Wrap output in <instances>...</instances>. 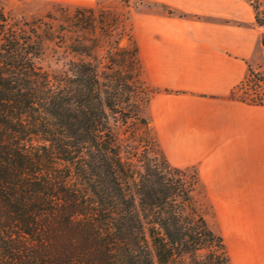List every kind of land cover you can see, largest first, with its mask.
<instances>
[{"label": "trees", "instance_id": "1", "mask_svg": "<svg viewBox=\"0 0 264 264\" xmlns=\"http://www.w3.org/2000/svg\"><path fill=\"white\" fill-rule=\"evenodd\" d=\"M249 1L264 45L263 0ZM64 19L56 37L0 8V264H231L198 169L170 162L145 115L157 91L129 18ZM50 40L65 46L56 70ZM263 89L264 68H250L232 97L264 105Z\"/></svg>", "mask_w": 264, "mask_h": 264}, {"label": "crops", "instance_id": "2", "mask_svg": "<svg viewBox=\"0 0 264 264\" xmlns=\"http://www.w3.org/2000/svg\"><path fill=\"white\" fill-rule=\"evenodd\" d=\"M38 1L76 9L98 0ZM131 1L174 11L137 9L127 22L144 80L157 91L145 115L162 149L172 164L198 169L208 222L231 264H264V105L232 97L250 68L264 66L254 7L249 0Z\"/></svg>", "mask_w": 264, "mask_h": 264}, {"label": "rangeland", "instance_id": "3", "mask_svg": "<svg viewBox=\"0 0 264 264\" xmlns=\"http://www.w3.org/2000/svg\"><path fill=\"white\" fill-rule=\"evenodd\" d=\"M0 8H3L4 11L10 15L12 18L18 21H36L42 20L40 25L41 31H49L48 28H51L50 32L58 36V32L62 27H66V21L64 16L66 10L73 11L74 8L65 7L61 4L48 2V1H38V0H0ZM97 11L105 10L113 13L115 15H121L123 17H130V14L133 10L143 9V10H156L159 12H167L166 7L160 5H153L150 3L140 2V1H130L126 3V0H98L97 5L94 7ZM67 35L69 37V43L75 38L74 32H71L70 28ZM115 34L110 38L111 41L115 39ZM87 43L92 41L94 38L90 34L86 36ZM125 44V42L123 43ZM107 42L100 44L96 49L97 53L102 54L104 49L107 48ZM65 46L63 48H58L56 41L50 40L46 43V52H45V61L44 65L46 68L51 70H56L58 68L57 59L60 56H65L64 53ZM72 58H76L73 55H70ZM264 68H256L254 71H262ZM264 91V89H263ZM239 96L243 95L242 92L238 93ZM202 203L208 212L207 205L202 200Z\"/></svg>", "mask_w": 264, "mask_h": 264}]
</instances>
